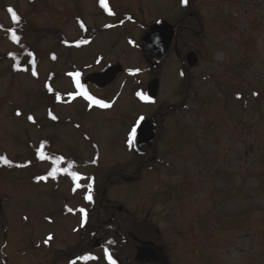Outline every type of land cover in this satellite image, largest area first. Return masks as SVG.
<instances>
[{
	"label": "rangeland",
	"instance_id": "1",
	"mask_svg": "<svg viewBox=\"0 0 264 264\" xmlns=\"http://www.w3.org/2000/svg\"><path fill=\"white\" fill-rule=\"evenodd\" d=\"M98 1L0 0V264H54L56 253L78 252L69 247L77 245V223L71 214L56 211L67 186L57 189L46 177L42 184L38 176L47 174L53 156L59 162L90 161L83 171L92 176V188L142 168L138 182L107 192L124 218L121 238L127 243L116 242L121 262L127 261L125 247L133 244L129 236L146 238L148 222L163 234L175 220L181 242L169 237L166 245L186 262L169 264H264V0H188L186 5L181 0H107L113 17L101 14ZM137 12L132 30L123 20H135ZM10 13L25 15L35 26L23 35L39 55L51 51L35 70L11 69L5 59L16 50L5 30ZM184 15L191 32L180 36L178 50L195 52L197 65L183 67L172 46L155 65L156 101H137L156 76L142 56V39L153 24H171ZM79 23L98 30L87 32V42L72 47L62 60L66 53L57 36L76 39ZM16 38L21 40V34ZM57 52L60 65L52 59ZM114 63L139 74L119 79L106 91L88 88L93 97L107 98L109 109H89L78 99L54 104L76 94L63 73L86 78ZM183 68L187 81L179 77ZM48 113L58 117L56 126L45 117ZM149 117L160 119L156 160L137 165L143 158L134 156L128 141ZM16 163L29 168L12 170ZM80 189L75 187L72 197L76 205ZM95 217L97 225L104 215ZM187 225L191 230H185ZM201 248L203 259L211 260L198 259Z\"/></svg>",
	"mask_w": 264,
	"mask_h": 264
},
{
	"label": "flooded vegetation",
	"instance_id": "2",
	"mask_svg": "<svg viewBox=\"0 0 264 264\" xmlns=\"http://www.w3.org/2000/svg\"><path fill=\"white\" fill-rule=\"evenodd\" d=\"M101 2H103L105 4L106 7H108V2L103 1V0H99L97 3V6L99 8V5H101ZM110 6V5H109ZM111 7V6H110ZM129 8V7H128ZM131 9V8H129ZM100 10V8H99ZM133 11H130L131 13L135 12L134 9H131ZM101 12V10H100ZM131 13H128L129 15ZM101 14H104L103 11L101 12ZM139 13H136V18L135 20L129 17H126L123 21L126 22H130L132 30H133V26H135V22L138 19L137 15ZM116 16V15H115ZM120 18V16H116V19ZM121 19V18H120ZM119 20V19H118ZM30 23V22H29ZM173 25V27H175V29H180L178 31V33L175 35L174 41H173V45L171 44V46L169 47V50L174 49V54L178 56V58H180L181 62H182V66L184 67V60H185V55L182 54L179 50H178V46H177V42L180 38L181 35H183V33H186L187 31L191 32L190 29H188L186 26L187 24V15H184V17L177 19L175 21H173L171 23ZM108 26V25H107ZM188 29V30H187ZM28 30L26 29V32ZM180 32V33H179ZM149 33V32H148ZM147 33V34H148ZM146 34V35H147ZM57 38L59 39L60 45L63 48V53H66V57H64L62 60L67 59L70 54H71V49L70 46L68 45L70 42H76V41H80L83 39V41H87L88 38L87 36H81L79 35L76 39L74 40H68L65 37H63L62 35H58ZM130 42H133L132 40ZM172 49V50H173ZM51 51L47 52L45 56H41L39 55V51H35L31 53V58L28 57V55H24L18 66L19 67H35L36 65H40L43 60L45 58H47L49 56ZM171 53V51L167 53V55ZM188 53V52H187ZM54 62H57L60 65V60L61 57L58 55L57 52V57H53L52 58ZM34 60V61H33ZM61 60V61H62ZM35 64V65H34ZM119 63H114L111 65H116ZM150 66L148 68V71H154L155 75L158 73V69L157 67L154 66V64L152 65L151 63H149ZM34 65V66H32ZM107 66L106 65L102 68H100L97 71H94L93 73H99L101 71H103ZM123 68V71L121 74H119L118 76L115 77V80L110 83L109 85L103 87V88H97L91 84L87 85L84 87L83 90L88 91V88L91 87L93 90L100 92V91H106L109 87H112L114 84H116L117 82H119L120 80H123L125 77H127V72L128 70L124 68L123 65H121ZM179 77L181 79H183L184 81L189 80V73L187 72L186 69H181L179 70ZM62 78L63 79H67L70 83L72 82L76 87H77V80H71L72 77L69 73V71L65 72L62 74ZM157 78V75L154 76L153 78H151L150 80H148V83L152 80ZM120 79V80H119ZM119 80V81H118ZM148 84H146L147 87ZM181 88L184 87V85L181 83ZM80 88V87H79ZM78 87L76 88V92L78 90L82 91V88L79 89ZM180 88V89H181ZM185 90V88H184ZM188 93V92H186ZM75 95L74 93L72 94H68V96H62L61 99H59L58 101H54V104L57 105H70L73 102L69 101L70 96ZM91 97H93L90 93L88 94ZM68 99V101H67ZM99 100L102 103H107L106 99L107 98H95L93 97V100ZM78 100H81L78 98ZM71 102V103H70ZM157 115H159L157 113ZM50 120L49 122H53V125L56 126L57 125V120L58 117L56 115H51V113H48V115H46L45 117ZM161 116V115H159ZM53 117H55V119H53ZM152 121L155 122L156 124V129L158 134L161 132L160 131V124H158V122H160V119L157 120V118L152 119ZM158 121V122H157ZM69 122L68 120L65 121V123ZM156 143L157 141L155 140V143H153L152 148L150 149L149 153L143 157V162H139L137 161V165H144L147 166L148 163L150 162H154L156 160L155 157V152H156ZM38 147H41V145H39ZM166 149H170L169 147ZM51 154H53V149L50 150ZM54 157V158H53ZM52 157V162L48 164L49 166V171L46 173H41L39 172L38 176L42 177V184L47 182L44 180V177H46L48 179H51L52 181H54L56 183L57 189H61L63 186H67L68 190H62L65 194L67 195H63L62 198H60V204L58 205V208L56 209L57 214L59 215V213L61 212L62 215H69L71 214L72 218H74L75 222L77 223V232H78V238H77V245L75 246H69V247H75L76 249L78 248V252L75 253L74 251L70 252V250L68 252H64L62 254H60L59 252L56 253L55 256V261L54 264H80V263H84L85 262H93L96 261V263L100 262L101 260L106 261L107 259V255L110 254L112 259H115L116 254L119 253V249L116 246V242H118L119 240L121 241L122 244H126L127 241H125L126 239L121 238V235L125 234L123 233L124 227L122 229V225L121 223H123L122 220V216H120L121 210L119 207H117L112 200H107L108 196H107V192H109V188L114 187L116 185H120V184H124V183H136L139 181V176H140V171H142V168L136 172H134L133 174H119L117 173V180H109V181H105L103 183H97L98 186H96L95 190L92 191V179H91V175L87 174L83 171V169H87L90 168V161H86V159H83L85 162L84 164L82 163H78V162H73V161H67L65 159H63L62 161H58L55 156ZM137 157V156H135ZM88 160V159H87ZM138 160V159H137ZM48 162V160L45 162V164ZM29 166L26 163V166L24 167L23 170L28 169ZM113 170V169H111ZM115 172H112L111 175H114ZM73 174H76L77 178L73 177ZM111 177V176H110ZM121 182V183H119ZM75 187H81L80 192H79V200L80 203H73V196L75 195ZM94 193V195H93ZM91 196V199L89 200L87 197ZM113 203V204H112ZM69 209H71L72 211L69 213ZM81 209H83L84 211H81ZM93 211L94 214H96L95 216H97L98 214H102L104 215V218L101 219L100 221H98L99 224L94 225L93 223V217L95 219V222L98 220L97 217H95L93 215ZM61 215V216H62ZM80 216H82V219L80 218ZM141 222H144L145 220H140ZM173 222V228H167L164 230V236L161 233V231L152 223V222H148L147 224V228L146 230L148 231V235L147 237H138V239L136 238V240H134L133 235L129 236V238L133 239V244L131 245V248H129L128 246L125 247L127 254V258H126V262H120L122 264H169L170 262H186L185 259L179 255H172L171 253H169V249L167 248V241L170 240V238L172 239H177L178 241L181 242V240H179L181 237H179V235H176L179 232V230L177 229V224L175 223V220H172ZM81 222V223H80ZM165 222H171V219L165 220ZM110 224V225H109ZM185 229V227H184ZM185 230H191V227H189L188 225L186 226ZM119 236V238L117 237ZM128 236V235H126ZM170 237V238H169ZM127 238V240L129 239ZM130 240V239H129ZM109 241H111L112 243H109ZM124 242V243H123ZM112 245L110 248H112L111 251L108 250L109 245ZM79 246V247H77ZM107 248V249H106ZM179 251V249H177ZM204 249L201 248L200 250H197L196 252V256L198 257V259L200 261H208L211 259H207L204 258L203 259V254L202 251ZM63 252V251H60ZM96 252H100L99 255H97ZM177 252V251H175ZM178 253V252H177ZM198 253V254H197ZM58 255V256H57ZM85 256H91L93 257L92 259H83V257ZM117 259H119L117 257ZM47 261V260H44ZM107 262V261H106ZM105 263V262H104ZM200 262H197V264ZM42 264H45V262H42Z\"/></svg>",
	"mask_w": 264,
	"mask_h": 264
},
{
	"label": "water",
	"instance_id": "3",
	"mask_svg": "<svg viewBox=\"0 0 264 264\" xmlns=\"http://www.w3.org/2000/svg\"><path fill=\"white\" fill-rule=\"evenodd\" d=\"M174 29L167 22L156 23L148 35L142 39L143 55L147 60L154 64H160L173 41ZM187 67L193 68L198 63V58L195 53L190 52L185 57ZM122 72L121 66L110 65L100 73H95L87 76L84 79V84H92L96 87H104L110 84L116 75ZM159 87L158 79H153L147 87L146 97L150 101H154L157 97ZM155 139L154 123L146 120L141 123L133 138V148L137 155L143 156L148 153ZM114 264H120L118 260L113 261Z\"/></svg>",
	"mask_w": 264,
	"mask_h": 264
},
{
	"label": "trees",
	"instance_id": "4",
	"mask_svg": "<svg viewBox=\"0 0 264 264\" xmlns=\"http://www.w3.org/2000/svg\"><path fill=\"white\" fill-rule=\"evenodd\" d=\"M10 16V26L9 28H5L6 30V34L9 38V40L16 46V50L10 52L6 58L9 59L11 62H13V68L15 67H19L18 64L21 60V58L24 55H28L29 58H31V53L36 51V45L35 44H31L30 42H28L26 40H24V35L23 32L26 35V29H30V24H29V20L25 15H15L17 18H13V13L9 14ZM26 27V28H25ZM33 28H35V26H32ZM96 32V31H93ZM19 33L21 34V40H17L16 38V34ZM34 61V60H33ZM18 69V68H17ZM17 166H14L13 168H11L12 170H17L19 168H21L22 166L19 164H16Z\"/></svg>",
	"mask_w": 264,
	"mask_h": 264
},
{
	"label": "snow or ice",
	"instance_id": "5",
	"mask_svg": "<svg viewBox=\"0 0 264 264\" xmlns=\"http://www.w3.org/2000/svg\"><path fill=\"white\" fill-rule=\"evenodd\" d=\"M187 2H188V0H181V3L182 4H187ZM9 11L11 12L12 10L11 9H9ZM13 18L15 19V18H17L16 16H15V13H13ZM34 75H35V73H33ZM70 75H73V74H70ZM75 76H79L80 74L79 73H75L74 74ZM76 83H77V87H80V88H82V85H80V82H79V80L77 79V81H76ZM82 95H84L87 99H89V100H93V97H91L90 95H88V93L86 92V91H82ZM138 95H141V99H147V97H144L142 94H138ZM94 103H96V104H99L100 106H102V107H109V105H107V104H103L101 101H99V100H94L93 101ZM19 114V113H18ZM29 119L31 120L32 119V117H29ZM53 119H55V117H53ZM142 119V118H141ZM135 133L133 132V135H134ZM41 158L43 159V156H41ZM6 163H7V161H5ZM73 177L74 178H77L76 177V174H73ZM89 200L91 199V196H88L87 197ZM81 211H84L83 209H81ZM109 243H112L111 241H109ZM93 257H91V256H85V257H83V259H92ZM108 259H109V261L110 262H112V257H111V255L110 254H108ZM112 264H114V262H112Z\"/></svg>",
	"mask_w": 264,
	"mask_h": 264
}]
</instances>
